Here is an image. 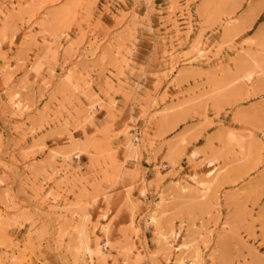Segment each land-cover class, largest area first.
Listing matches in <instances>:
<instances>
[{
	"label": "rangeland",
	"instance_id": "rangeland-1",
	"mask_svg": "<svg viewBox=\"0 0 264 264\" xmlns=\"http://www.w3.org/2000/svg\"><path fill=\"white\" fill-rule=\"evenodd\" d=\"M0 264H264V0H0Z\"/></svg>",
	"mask_w": 264,
	"mask_h": 264
}]
</instances>
